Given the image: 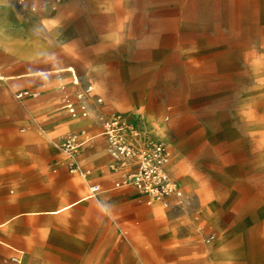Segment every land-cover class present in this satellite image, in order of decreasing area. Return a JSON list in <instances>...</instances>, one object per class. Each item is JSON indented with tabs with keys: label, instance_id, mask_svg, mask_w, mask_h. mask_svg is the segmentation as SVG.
<instances>
[{
	"label": "rangeland",
	"instance_id": "obj_1",
	"mask_svg": "<svg viewBox=\"0 0 264 264\" xmlns=\"http://www.w3.org/2000/svg\"><path fill=\"white\" fill-rule=\"evenodd\" d=\"M11 1L24 48L46 49L5 104L15 119L0 124V222L88 191L62 165L38 172L61 161L54 143L71 128L55 69L75 72L66 86L73 101L84 95L88 133L113 113L163 124L148 137L170 148L184 195L178 213L162 206L175 221L150 233L155 204L122 196L106 169L91 178L104 208L21 217L0 231V264H264V0ZM25 88L38 96L17 101Z\"/></svg>",
	"mask_w": 264,
	"mask_h": 264
},
{
	"label": "built area",
	"instance_id": "obj_2",
	"mask_svg": "<svg viewBox=\"0 0 264 264\" xmlns=\"http://www.w3.org/2000/svg\"><path fill=\"white\" fill-rule=\"evenodd\" d=\"M69 71L75 75L72 68ZM59 79V87L64 89L65 86L61 78ZM74 83L78 84L76 80ZM38 94L35 91L22 90L15 93V98L22 101L37 97ZM83 96L80 94L77 97L81 103L79 108L67 94L63 97V109L74 117V121L87 116ZM96 139L103 141L107 168L120 175L113 183L114 189L131 188L140 196L146 197L148 205L159 203L173 210L181 207L184 190L169 172L170 148L165 143L140 133L126 117L117 113L102 122L101 130L96 135L79 127L68 133L62 141L54 143V147L62 153L61 163L70 174L78 175L82 179L88 178L90 171L85 169L82 157L86 148ZM101 192V185H91L86 198L97 199Z\"/></svg>",
	"mask_w": 264,
	"mask_h": 264
},
{
	"label": "crops",
	"instance_id": "obj_3",
	"mask_svg": "<svg viewBox=\"0 0 264 264\" xmlns=\"http://www.w3.org/2000/svg\"><path fill=\"white\" fill-rule=\"evenodd\" d=\"M0 38L1 39H6V38H10L11 43H7L6 40H1L0 42V124H4L6 122H10L14 121V116H10L8 115V113L5 110V104L6 103H11V93H12V86L16 85V81H14L15 79H18L22 76H30L32 74H35L37 71V67L36 64L34 63V60L36 59V57L38 56V54H41L45 49H46V45H41V44H37V41L35 39H32L29 42V46L28 48H24V46L22 45V43H24V38H23V34L21 32V27L20 24L18 22L17 19V14H16V10L15 7L12 3L11 0H0ZM37 44V45H36ZM21 61H24L25 63H27V65L22 66ZM70 68L69 69H55L53 70V73L56 76L57 79V88L59 90V92L62 94V104H63V97L65 94H67L69 97L70 95L68 94V90H67V86H66V81H65V72H68L71 76H73L72 73H70ZM58 72H61V74L59 75ZM40 74H44L46 73L45 71H40ZM75 73V72H74ZM74 80H73V84L75 82V78L76 76L74 75ZM61 78V81L63 82V85L65 86L64 89H61L59 87V81ZM9 80H12L11 82H9ZM78 80V79H77ZM75 85V84H74ZM22 90H28V89H22ZM22 90H16V92L18 91H22ZM71 98V97H70ZM72 99V98H71ZM73 101V99H72ZM21 102V101H19ZM76 106L79 108L81 103L76 99V101H73ZM63 107V105H62ZM73 116H70L69 114L67 116H62L61 118V124H69V122L71 123V128L70 131H73L79 127L84 128L87 124V122H89V119H78L76 121L73 120ZM86 124H84L83 123ZM82 122V123H81ZM84 124V125H80ZM147 125H149V128H147ZM142 127L148 131V132H153L155 134H161L164 131L165 126L159 122L154 123L152 122L150 119H146L143 121V125ZM101 129H99L98 131H96L94 134L92 135H96L100 132ZM68 132V133H69ZM0 135H4L3 132H0ZM54 150H52L51 148H48L45 154H51L53 153ZM83 161H87L86 166L89 164H91V169H89L90 171V177H88L87 179H82L80 176V178L83 180L84 185L88 187V191L86 194L78 197L77 199H74L72 201H69L57 208H52V209H36V210H23V211H18V212H14L12 213L10 216H8L7 218H5L3 221L0 222V231L9 228L10 226H12L18 219H20L21 217H25V216H37V215H50V216H57V215H62L64 213L69 212L70 210L74 209L75 207H77L78 205L82 204V203H87L90 201H95L101 208H104L106 206V200L104 199L103 196V191L100 193V195L98 196L97 199H87L86 196L88 195L89 192V187L91 185L94 184H99L102 187V183L100 182H93L91 183V178L93 180V178L97 179V178H101L103 177V175L105 173H107L109 171V169L107 168V158L104 155V151H103V141L100 139H96L93 143H91L85 150V155L82 157ZM97 164H95L93 166V164L95 162H97ZM58 165H62L63 167L66 168L67 167L64 164H61V161H56V163H53L51 165H47L43 168H40L38 170L39 173H42L50 168H53L55 166ZM106 169L108 171H106ZM169 171H171L173 173V168L170 166L168 167ZM88 170V169H87ZM68 171V170H67ZM108 173H110V176L112 177V182L114 183L116 180L119 179L120 175L116 174V173H112L111 171H109ZM179 178H181L182 182H186L185 178L182 176H179ZM194 185H192L193 187ZM79 187H74V191L78 190ZM103 189V187H102ZM120 190L122 193V196H129V195H133L138 197V199L143 200L146 204H147V199L144 196H140L135 190L131 189V188H124V189H117ZM148 205V204H147ZM151 206V205H148ZM159 203H155V205L153 206L152 209H150L149 211H147L148 216H149V224L147 226V231H150V233H155L157 232V228H158V222L160 221H166L167 223H171L173 221H175V218L170 215L167 211H165V209L163 206ZM167 208V207H165ZM141 209V208H139ZM171 211H174L176 213L179 212V209H170ZM141 212V211H140ZM14 217V218H13ZM13 218V220L9 223H5L6 221H8L9 219ZM138 232H136L137 234ZM164 233V232H163ZM134 233V236L136 235ZM161 234V233H160ZM137 237V235H136ZM22 252V251H21ZM225 249L221 248L220 249V256H222L223 258L226 256L225 254Z\"/></svg>",
	"mask_w": 264,
	"mask_h": 264
},
{
	"label": "bare ground",
	"instance_id": "obj_4",
	"mask_svg": "<svg viewBox=\"0 0 264 264\" xmlns=\"http://www.w3.org/2000/svg\"><path fill=\"white\" fill-rule=\"evenodd\" d=\"M77 82H78V80H77ZM132 124L139 130V132L140 133H143V134H146L147 136H149L148 135V131H146L143 127H142V125L140 126V127H138V126H136V124L134 123V122H132ZM152 139V138H151ZM152 140H154V139H152Z\"/></svg>",
	"mask_w": 264,
	"mask_h": 264
}]
</instances>
